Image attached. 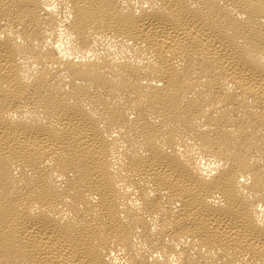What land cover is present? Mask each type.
I'll return each mask as SVG.
<instances>
[{
  "label": "bare ground",
  "instance_id": "1",
  "mask_svg": "<svg viewBox=\"0 0 264 264\" xmlns=\"http://www.w3.org/2000/svg\"><path fill=\"white\" fill-rule=\"evenodd\" d=\"M0 264H264V0H0Z\"/></svg>",
  "mask_w": 264,
  "mask_h": 264
}]
</instances>
